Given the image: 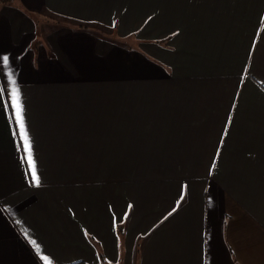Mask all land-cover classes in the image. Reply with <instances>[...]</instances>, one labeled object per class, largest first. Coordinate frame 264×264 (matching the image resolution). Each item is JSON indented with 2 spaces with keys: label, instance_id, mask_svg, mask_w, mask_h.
I'll return each instance as SVG.
<instances>
[{
  "label": "crops",
  "instance_id": "1",
  "mask_svg": "<svg viewBox=\"0 0 264 264\" xmlns=\"http://www.w3.org/2000/svg\"><path fill=\"white\" fill-rule=\"evenodd\" d=\"M0 264H264V0H0Z\"/></svg>",
  "mask_w": 264,
  "mask_h": 264
},
{
  "label": "snow or ice",
  "instance_id": "2",
  "mask_svg": "<svg viewBox=\"0 0 264 264\" xmlns=\"http://www.w3.org/2000/svg\"><path fill=\"white\" fill-rule=\"evenodd\" d=\"M8 58L4 57V61L7 62ZM13 96L16 98V104H15V119L17 124L19 125V129L21 133L23 134V140H24V145H25V150L27 153V161L30 165L31 168V175L33 177V180L35 183L38 185L40 183L39 176L37 174L38 169H37V164L36 160L33 157V148H32V141H31V136L28 131L26 122H25V117H24V108L22 103L20 102V94L18 89L13 92ZM34 243V241H33Z\"/></svg>",
  "mask_w": 264,
  "mask_h": 264
}]
</instances>
